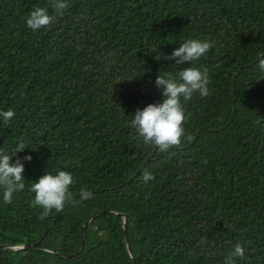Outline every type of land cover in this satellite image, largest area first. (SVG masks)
<instances>
[{"label":"trees","instance_id":"obj_1","mask_svg":"<svg viewBox=\"0 0 264 264\" xmlns=\"http://www.w3.org/2000/svg\"><path fill=\"white\" fill-rule=\"evenodd\" d=\"M0 264H264V0H0Z\"/></svg>","mask_w":264,"mask_h":264},{"label":"water","instance_id":"obj_2","mask_svg":"<svg viewBox=\"0 0 264 264\" xmlns=\"http://www.w3.org/2000/svg\"><path fill=\"white\" fill-rule=\"evenodd\" d=\"M124 217H125V229H126V231H127V215H124ZM39 244H36V245H25V246H23V247H21L20 249H29V248H34V247H37Z\"/></svg>","mask_w":264,"mask_h":264}]
</instances>
